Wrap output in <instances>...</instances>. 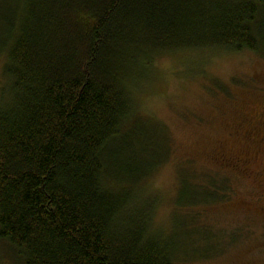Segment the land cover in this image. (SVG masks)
<instances>
[{
  "label": "trees",
  "instance_id": "obj_1",
  "mask_svg": "<svg viewBox=\"0 0 264 264\" xmlns=\"http://www.w3.org/2000/svg\"><path fill=\"white\" fill-rule=\"evenodd\" d=\"M22 13L0 86V241L16 262L174 264L220 241L181 218L222 198L215 180L180 176L173 231L150 230L137 190L162 160L132 142L126 77L191 51L264 56V0H24Z\"/></svg>",
  "mask_w": 264,
  "mask_h": 264
},
{
  "label": "rangeland",
  "instance_id": "obj_2",
  "mask_svg": "<svg viewBox=\"0 0 264 264\" xmlns=\"http://www.w3.org/2000/svg\"><path fill=\"white\" fill-rule=\"evenodd\" d=\"M23 5L0 0V86L4 47L16 35ZM128 71L132 142L162 160L137 190L153 203L150 230L173 231L180 176L191 185L222 182L218 202L181 211L190 228H207L220 241L191 242L188 257L174 264H264V56L191 51L156 59L142 80L138 65ZM5 245L0 241V264H20ZM203 255L210 258L198 259Z\"/></svg>",
  "mask_w": 264,
  "mask_h": 264
}]
</instances>
